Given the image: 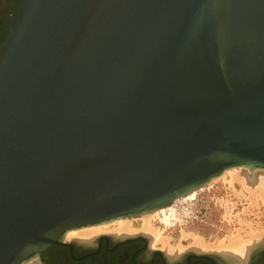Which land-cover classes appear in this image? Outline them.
I'll return each mask as SVG.
<instances>
[{
  "label": "water",
  "instance_id": "95a60500",
  "mask_svg": "<svg viewBox=\"0 0 264 264\" xmlns=\"http://www.w3.org/2000/svg\"><path fill=\"white\" fill-rule=\"evenodd\" d=\"M236 167L264 169V0L23 1L0 44V264L94 247L66 234Z\"/></svg>",
  "mask_w": 264,
  "mask_h": 264
},
{
  "label": "rangeland",
  "instance_id": "374dc122",
  "mask_svg": "<svg viewBox=\"0 0 264 264\" xmlns=\"http://www.w3.org/2000/svg\"><path fill=\"white\" fill-rule=\"evenodd\" d=\"M223 181L202 188L194 199H186L188 203L185 204V200L181 201L182 206L178 203L175 208L177 216L171 214L170 216L168 213L169 223L163 222L162 215L154 217L152 221L154 228L170 241L171 247L177 248L182 245L184 248H190L193 240L183 239V233L198 235L210 244H217L223 240H227L228 243L229 239L242 236L244 240L250 241L253 237H249L250 228L261 235H259L261 238H256L257 241L264 238V202L261 199L254 201L252 195L257 190L255 192L254 189L245 190L239 181L232 187L227 182L229 178L226 182ZM244 192L247 194L244 195ZM132 219H136L133 221L134 228L141 229L140 218ZM155 246L158 249L163 248L160 243ZM33 259L35 258L30 261Z\"/></svg>",
  "mask_w": 264,
  "mask_h": 264
},
{
  "label": "bare ground",
  "instance_id": "6f19581e",
  "mask_svg": "<svg viewBox=\"0 0 264 264\" xmlns=\"http://www.w3.org/2000/svg\"><path fill=\"white\" fill-rule=\"evenodd\" d=\"M236 168L226 170L221 176L212 180L210 184H215V182H218L220 180H224L226 182V180H228L229 178V181L227 182H229V184L233 187L234 183H236V181H239L242 184V186L239 184L242 188L244 186V189L245 188L251 189V190L254 189L253 192L257 190L255 193H252L254 197L253 199H255L254 201H256L257 199L259 200L261 199L264 202V169H252L248 167H241L239 169H236ZM202 190L203 189L193 191L189 195L182 197L181 199H177L176 201L173 202V204H171L168 207H165V208H162V209L150 212V213H144L138 216L137 218H140V220L142 221V222L140 221L142 223L141 229L134 228L133 221H135L136 219L134 220L132 219V217L120 218L117 220H113L111 222H106L103 224H98V225L86 227L83 229L71 230L66 234V240L67 241L74 240L80 243L90 244L92 241H94L95 238L103 234L104 235L109 234L110 236H113L115 238L145 235L149 238L150 245L153 249L156 248L155 246L156 244L160 243L163 246L162 249H164L165 253L168 254L170 257H181V256H184V254H186L187 252H191V251L199 252V253L200 252L217 253V254H220L222 257L230 255L236 259H239L240 260L239 263L243 264V260H245L246 258L245 255L249 253V250L252 248L251 246L253 244H256L258 241L262 240L260 239L257 241L256 238H261L260 237L261 235L259 234L258 231L254 230L253 228H250L249 237L253 236L254 238L252 237L250 241L244 240L242 238L243 236L235 237V238H232L233 237L232 236L231 237L232 239H229L228 243H226L227 240L226 241L223 240L217 244L207 243L206 240H204L198 235L183 233L182 235L183 239L193 240V244L190 246V248H184L182 247V245H179L177 248L171 247V245L169 244L170 241H168L167 238H164L159 230H156L154 228L152 221H154L155 216L157 217V216L162 215L163 222L169 223L168 213L169 215L171 214L172 216L176 217L177 216L176 213H178L177 210H175V208L177 207V204L180 203L181 205V201H184L186 199L187 200L192 199V198L194 199V197L198 193H200ZM245 193L246 192H244V195ZM133 218H136V217H133ZM186 256L187 255H185V257ZM26 264H43V263L40 262L39 259L35 258L31 261H28Z\"/></svg>",
  "mask_w": 264,
  "mask_h": 264
},
{
  "label": "flooded vegetation",
  "instance_id": "af4514ba",
  "mask_svg": "<svg viewBox=\"0 0 264 264\" xmlns=\"http://www.w3.org/2000/svg\"><path fill=\"white\" fill-rule=\"evenodd\" d=\"M23 1L24 0H0V44L8 35L10 22ZM103 235H100V239L97 243H95L94 247H85L74 243L67 246L53 245L42 253V263L240 264L239 259L230 255L222 257L217 253H199L191 251L181 257H170L164 250L158 248L153 249L150 245L149 238L145 235H136L134 238L129 237L124 240H122L123 238L121 240L107 238L110 236L109 234H105L106 236ZM251 247L252 248L249 250L250 254L248 253L245 255L246 258L244 257L245 260H243V264H264V239L258 241L256 244H253ZM185 255L187 256L185 257Z\"/></svg>",
  "mask_w": 264,
  "mask_h": 264
},
{
  "label": "built area",
  "instance_id": "2783aa9c",
  "mask_svg": "<svg viewBox=\"0 0 264 264\" xmlns=\"http://www.w3.org/2000/svg\"><path fill=\"white\" fill-rule=\"evenodd\" d=\"M184 203H188V202L185 200Z\"/></svg>",
  "mask_w": 264,
  "mask_h": 264
}]
</instances>
